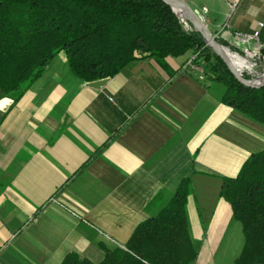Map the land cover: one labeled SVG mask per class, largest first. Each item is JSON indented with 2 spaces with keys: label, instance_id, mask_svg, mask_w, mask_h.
Listing matches in <instances>:
<instances>
[{
  "label": "crops",
  "instance_id": "0c3cea01",
  "mask_svg": "<svg viewBox=\"0 0 264 264\" xmlns=\"http://www.w3.org/2000/svg\"><path fill=\"white\" fill-rule=\"evenodd\" d=\"M182 1L234 47L235 32L262 23L264 51V0ZM191 54L166 68L136 59L95 90L59 53L17 100L0 95V264H60L70 252L98 263V243L124 247L186 177L191 264H234L244 238L221 179L264 149V124L184 69Z\"/></svg>",
  "mask_w": 264,
  "mask_h": 264
},
{
  "label": "trees",
  "instance_id": "16d2710c",
  "mask_svg": "<svg viewBox=\"0 0 264 264\" xmlns=\"http://www.w3.org/2000/svg\"><path fill=\"white\" fill-rule=\"evenodd\" d=\"M61 52L70 72L85 83L112 78L136 59L166 68L167 57L199 52L204 75L221 89L222 103L264 124V84H241L202 35L190 23L187 28L163 0H0L1 96L17 100ZM260 54L264 57V51ZM191 191V179L183 178L124 247L98 243L104 253L100 262L70 252L60 264H191L197 254L186 213ZM219 195L242 228L234 264H264V149L251 154L235 177L221 179Z\"/></svg>",
  "mask_w": 264,
  "mask_h": 264
},
{
  "label": "water",
  "instance_id": "95a60500",
  "mask_svg": "<svg viewBox=\"0 0 264 264\" xmlns=\"http://www.w3.org/2000/svg\"><path fill=\"white\" fill-rule=\"evenodd\" d=\"M167 5L170 6L172 11L176 16H178L181 20L188 21L195 30H197L203 37L205 44L212 50V52L217 55L223 63L227 66L229 71L233 74V76L243 85L248 87H259L264 84V71L254 79H246L242 76L240 69L236 68L230 60L222 53V49L228 50V52L232 54H236L235 52H231L228 47L221 45L214 36L204 27L199 18L187 7V5L182 0H163ZM239 56V55H238ZM109 78L96 80L92 82H86L85 87L92 88L95 90L101 89L107 82Z\"/></svg>",
  "mask_w": 264,
  "mask_h": 264
},
{
  "label": "built area",
  "instance_id": "2783aa9c",
  "mask_svg": "<svg viewBox=\"0 0 264 264\" xmlns=\"http://www.w3.org/2000/svg\"><path fill=\"white\" fill-rule=\"evenodd\" d=\"M263 26L262 23H258V29L254 30L251 34H243L240 32H235L233 34L234 38L237 40V48L240 52L237 54L245 58L247 64H245L242 68H240V72L244 71L251 75L250 79L257 78L261 73L255 69L256 66L262 64L264 57L260 54L258 50V34L259 29ZM253 43L252 47H245L246 44ZM244 45V46H243ZM242 46V47H241ZM257 46V47H256ZM204 61L202 60L199 52H194L191 56L185 61L183 64L184 69H188L190 71L198 72L199 78L202 79L204 76L203 69ZM53 200V199H52Z\"/></svg>",
  "mask_w": 264,
  "mask_h": 264
},
{
  "label": "bare ground",
  "instance_id": "6f19581e",
  "mask_svg": "<svg viewBox=\"0 0 264 264\" xmlns=\"http://www.w3.org/2000/svg\"><path fill=\"white\" fill-rule=\"evenodd\" d=\"M222 53L230 60L232 65H234L238 69L242 68L245 64H247L245 58H242L236 54H232L228 52V50L222 49Z\"/></svg>",
  "mask_w": 264,
  "mask_h": 264
},
{
  "label": "rangeland",
  "instance_id": "374dc122",
  "mask_svg": "<svg viewBox=\"0 0 264 264\" xmlns=\"http://www.w3.org/2000/svg\"><path fill=\"white\" fill-rule=\"evenodd\" d=\"M184 21V24H185V26L188 28V21H186V20H183ZM191 25V24H190ZM192 26V25H191ZM193 27V26H192ZM235 53H237V52H235ZM61 54H64V53H62L61 52ZM255 69L258 71V73H261V72H263L264 71V65H262V64H260V65H258V66H256L255 67ZM241 73H245V74H248V73H246V72H244V71H242ZM248 75H250V74H248Z\"/></svg>",
  "mask_w": 264,
  "mask_h": 264
}]
</instances>
